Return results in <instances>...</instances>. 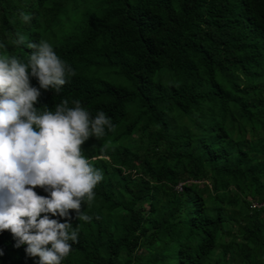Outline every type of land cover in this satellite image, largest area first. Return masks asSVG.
<instances>
[{
    "label": "trees",
    "instance_id": "trees-1",
    "mask_svg": "<svg viewBox=\"0 0 264 264\" xmlns=\"http://www.w3.org/2000/svg\"><path fill=\"white\" fill-rule=\"evenodd\" d=\"M17 32L75 72L40 112L115 126L83 144L103 180L62 264H264V0H0V55L27 63ZM16 243L0 232V264H39Z\"/></svg>",
    "mask_w": 264,
    "mask_h": 264
},
{
    "label": "clouds",
    "instance_id": "clouds-1",
    "mask_svg": "<svg viewBox=\"0 0 264 264\" xmlns=\"http://www.w3.org/2000/svg\"><path fill=\"white\" fill-rule=\"evenodd\" d=\"M20 19L28 23L32 16L21 11ZM11 43L27 44L31 53L27 63L0 55V232L9 230L15 246L26 244V254L39 257V264H62L78 243L79 226L73 228L70 210L90 222L82 205L93 203V190L103 180L81 145L115 126L103 111L93 118L79 100L69 106L64 99L55 111L40 112L41 89L59 94L74 69L46 40L27 42L17 32ZM38 188L48 195L38 194Z\"/></svg>",
    "mask_w": 264,
    "mask_h": 264
},
{
    "label": "rangeland",
    "instance_id": "rangeland-1",
    "mask_svg": "<svg viewBox=\"0 0 264 264\" xmlns=\"http://www.w3.org/2000/svg\"><path fill=\"white\" fill-rule=\"evenodd\" d=\"M240 144L242 145V144H244V142L243 141H240ZM81 149H82V155H84L86 158H89V156L92 155V152L94 150H96L97 147L83 145V146H81ZM95 204H97V202L94 201L92 203V205H95ZM225 226H226V223H225ZM234 231H235V233L238 234V233L241 232V229L239 227L235 226L234 227ZM227 264H231L230 259L228 257H227Z\"/></svg>",
    "mask_w": 264,
    "mask_h": 264
},
{
    "label": "built area",
    "instance_id": "built-area-1",
    "mask_svg": "<svg viewBox=\"0 0 264 264\" xmlns=\"http://www.w3.org/2000/svg\"><path fill=\"white\" fill-rule=\"evenodd\" d=\"M262 205H264V198H263L262 201H256V202L253 201L252 204H251V206H253V207H260Z\"/></svg>",
    "mask_w": 264,
    "mask_h": 264
}]
</instances>
